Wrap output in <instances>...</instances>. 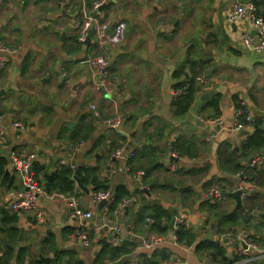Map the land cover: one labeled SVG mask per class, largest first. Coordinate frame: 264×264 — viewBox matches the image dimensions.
Wrapping results in <instances>:
<instances>
[{"label":"crops","instance_id":"0c3cea01","mask_svg":"<svg viewBox=\"0 0 264 264\" xmlns=\"http://www.w3.org/2000/svg\"><path fill=\"white\" fill-rule=\"evenodd\" d=\"M95 1L103 3L92 10ZM246 3H254L264 19V0H85L98 20L126 24L119 45L99 48L93 31L87 42L78 41V0H0V47L9 49L0 52V154L7 157L10 176L0 186V209L16 216L0 233V257L13 249L3 264H30L39 254L49 256L50 264L56 258L59 264H95L103 241L119 246L127 240L130 258L120 264H264V50L241 44L243 33L254 35L247 18L229 17L235 5ZM95 53L108 59L111 93L89 82L86 59ZM184 76L195 77V90L180 113L175 102L186 88L179 95L173 91ZM237 105L252 114L240 130L233 129ZM117 113L122 119L117 130L100 125ZM217 116L219 127L209 122ZM14 121L26 129L13 128ZM57 121L60 127L50 141ZM256 131L263 140L245 148ZM71 133L85 137L71 139ZM119 147L124 154L110 163ZM11 151L30 153L40 174L69 159L74 168L99 167L98 180L113 198L123 191L138 200L152 198L172 216L163 224L165 231L155 234L149 216L144 224L132 219L137 201L110 210L112 200L101 208L97 222V205L90 202L95 186L84 185L87 195L76 181L73 194L94 212L84 223L74 219L71 206L58 195H39L31 210L11 211L7 205L22 188L10 165ZM134 157L143 166L131 175L127 162ZM216 187L222 198L209 196ZM237 189L239 203L229 196ZM175 216L182 217L178 225L190 229L196 242L216 241L223 255L176 241ZM83 231L86 243L78 238ZM237 233L260 250L235 253L229 237ZM141 237L159 240L146 247ZM241 242L234 240V247L243 248ZM19 248L28 249L23 263Z\"/></svg>","mask_w":264,"mask_h":264},{"label":"built area","instance_id":"2783aa9c","mask_svg":"<svg viewBox=\"0 0 264 264\" xmlns=\"http://www.w3.org/2000/svg\"><path fill=\"white\" fill-rule=\"evenodd\" d=\"M103 1H95L92 4V10L98 9L102 5ZM79 11L82 14V18L76 17L75 24L78 26V41L83 42L86 39L89 31L95 33L94 45L96 47H114L119 45L125 38L126 24L124 21L117 20L116 24L111 28L112 21L110 19L98 20L94 15H91L86 8L85 0H78ZM230 19L234 20H243L247 18L253 29L254 35L252 36L249 32L242 34L240 41L241 44L245 47L252 50H264V19L257 13V7L254 3H246L235 5L232 11L229 14ZM7 47H0V52L8 51ZM87 67L89 68V82L92 84V87L95 90H103L107 93H111V88L109 86V72L107 70L108 59L103 53H95L90 55L86 59ZM3 65V57L0 55V67ZM202 79V76L199 77ZM183 92V88H176L173 91L174 95H179ZM91 108L94 109V105H91ZM235 122L233 129L240 130L244 128L247 123L252 120L251 111L247 107H239L235 111ZM120 114H115L110 118L101 119L100 125L104 128L111 130H117L121 125ZM210 123H216L219 127V123L222 122L220 116L214 117L209 120ZM11 126L17 129L20 132H23L26 129V126L21 123L14 121L11 123ZM123 147L116 148L112 152L110 163H113L114 159L119 158L123 155ZM132 156V153H130ZM9 161L11 168L16 172L18 178L20 179L22 188L19 191L16 197H13L7 205V208L14 212H21L31 210L34 207V204L39 195H47L52 198L54 195L60 196L62 199L67 201L72 208V216L74 219L78 220L80 223H84L86 220L91 219L94 215L93 209H85L77 199L78 197L71 195L66 196L64 194H55V193H46L42 186L37 182L34 177L32 170V155L30 153L18 154L15 151H11L9 154ZM68 165L73 168L71 165V159L68 161ZM138 183H140L138 181ZM141 186V185H140ZM223 193L219 188H214L209 193V196L215 198H222ZM105 201L108 203L113 200V195L109 189H99L91 193L90 202L94 205H97L100 201ZM136 201L135 196L130 198H123L120 206H125L128 203ZM38 216L40 212L37 213ZM175 226L178 223H182L183 219L180 216L174 217ZM117 230V229H116ZM116 232V231H115ZM242 233H237L229 237V242L233 246L235 253L246 254L251 247H255L260 250V248L241 236ZM78 238L86 243L88 240L86 232H81L78 234ZM158 237H153L152 239H146L141 237L142 245L146 247H151L154 242L158 241ZM234 240H241V244L245 247H234ZM264 252V249L261 250ZM159 264H176L173 262H161Z\"/></svg>","mask_w":264,"mask_h":264},{"label":"trees","instance_id":"16d2710c","mask_svg":"<svg viewBox=\"0 0 264 264\" xmlns=\"http://www.w3.org/2000/svg\"><path fill=\"white\" fill-rule=\"evenodd\" d=\"M92 5V4H91ZM75 40L77 41L76 37ZM183 79L178 81L174 88H186L184 90V93L179 95L178 98H176L175 104L179 107V112H184L187 110V108L190 106L192 100H193V92L195 90V77H189L184 76ZM237 108L241 107L240 105L236 106ZM79 137H85V135L80 136H73L71 133L70 138L75 139ZM263 140V138L260 136V131H256L253 136L248 140V142L245 144V148L256 147L258 143H255L256 141ZM133 154V153H132ZM133 156V155H132ZM140 161L138 157L132 158L131 161L127 162V165L129 166L128 171L131 175L135 174L138 167H142L143 164L139 163ZM7 157L0 154V179L4 173V170L7 166ZM235 167L236 163L234 162ZM38 163H33V170H34V177L37 180V182L42 186L44 191L46 193H59L64 194L66 196L74 195L73 193L76 192V185H75V177L79 180V182L82 185L86 184H93L95 186L94 190L99 189H109L106 184L101 183L98 180L99 176V167H71L68 164H58L56 165L53 170H47L43 171L41 174L39 173V170L42 169L38 167ZM40 174V176H39ZM146 174L142 176V179H145ZM12 180V179H11ZM10 181V176L7 173L4 178V186L7 185V183ZM144 182V181H143ZM138 195L137 192H134ZM140 194L142 196L143 192L140 190ZM76 196V195H74ZM132 196H135L134 194H130L129 192L123 191L120 193L119 196H116L113 198V201L108 204V208L110 210H115L116 206H118L123 198H130ZM77 197V196H76ZM137 203L139 204L138 210L135 213V216L132 217V219L135 221V224H144L146 222L147 216L152 218L150 222V230L151 232H154L155 234H160L163 231H165L166 226L164 227L163 224L170 220L171 213L166 208H163L159 203H156L152 200V198H149L148 200H143V198H136ZM0 233H6L7 230L4 228V225L7 223H14L16 221L15 215H9L8 212L5 209H0ZM148 217V218H149ZM149 218V219H150ZM166 220V221H165ZM13 232H15L16 228L13 227V229H10ZM173 234L175 236L176 241L180 243L185 244H195V250H204L206 252H214L216 255H223V250L220 248V245L218 242L210 241V240H201L200 242H196L195 238L193 236V233L190 229L186 228L184 225H177L174 230ZM8 237H10V234H7ZM145 238V237H144ZM123 242V240H120ZM44 241H42L43 244ZM46 244L52 243L51 239L45 240ZM120 242V243H121ZM126 243H130V241L127 240L121 243L119 246H114L109 244L108 242H102L101 250L97 254V262L95 264H106L107 261L110 263L114 261H118L121 257L124 255H127V251L129 248L126 246ZM28 254L27 248H19L18 249V261L23 263L24 256ZM13 257V249L11 247H8L4 252L3 256L0 257V264H3L4 261L10 259ZM166 255L163 256V259H166ZM103 259H106L104 262ZM107 264H110V263ZM159 263V262H158ZM156 263V264H158ZM30 264H43L42 261L39 259H34L33 261H30ZM53 264H59V258H56ZM68 264H79V262L71 260L68 262Z\"/></svg>","mask_w":264,"mask_h":264},{"label":"water","instance_id":"95a60500","mask_svg":"<svg viewBox=\"0 0 264 264\" xmlns=\"http://www.w3.org/2000/svg\"><path fill=\"white\" fill-rule=\"evenodd\" d=\"M71 17H72V16H71ZM115 24H116V21H113V22L111 23V28H112ZM89 35H90V31H89L88 35L86 36V39H85L84 42H87V41H88V39H89ZM59 127H60V121H57V122L52 126V128H51V131H50L51 133H50V135L48 136V137H49L48 140H50V141L52 140V138H53L54 135L56 134V132H57V130L59 129ZM240 133H242V132L240 131ZM246 133H247V132H246ZM8 171H9L8 168H6V169L4 170V174L2 175V177H1V179H0V186L2 185V183H3V181H4V178H5L6 174L8 173ZM75 179H76V183H77L79 189H80L81 191H83L85 194L88 195V194H89V190H88L87 188H85V186L82 185L76 177H75ZM142 190L146 192V189H145V188H142ZM228 193H229V192H226V194H228ZM229 196H231V197H233L234 199H236V201L239 203L240 189H237V190H234V191L230 192V193H229ZM104 205H105V201H104V200H103V201H100V202L97 204V213H96V221H97V222H100V221H101V208H102ZM172 224H173V221H171V223H170V227L173 226ZM103 229L106 230V229H107V226H104ZM22 232H23V227H20V233H19V234L21 235ZM243 247H245V245H243ZM53 252H56V249H53ZM39 257H40V260L42 261L43 264H50V257H49V256H43L42 254H39ZM128 258H130V256L125 255V256L121 257L117 262L112 263V264H120L123 260H126V259H128Z\"/></svg>","mask_w":264,"mask_h":264},{"label":"rangeland","instance_id":"374dc122","mask_svg":"<svg viewBox=\"0 0 264 264\" xmlns=\"http://www.w3.org/2000/svg\"><path fill=\"white\" fill-rule=\"evenodd\" d=\"M94 105V104H93ZM95 106V105H94Z\"/></svg>","mask_w":264,"mask_h":264}]
</instances>
